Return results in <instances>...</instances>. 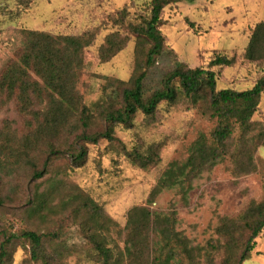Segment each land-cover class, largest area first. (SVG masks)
I'll return each instance as SVG.
<instances>
[{
    "label": "rangeland",
    "instance_id": "obj_1",
    "mask_svg": "<svg viewBox=\"0 0 264 264\" xmlns=\"http://www.w3.org/2000/svg\"><path fill=\"white\" fill-rule=\"evenodd\" d=\"M149 1L0 0V78L9 68L21 66V29L51 36H93L90 46L82 51L81 68L76 70L73 97L78 109L66 114L62 128L49 127L43 133L37 130L57 113L51 109L55 107L45 94L44 81L31 71L28 75L38 84L40 96L28 91L27 101L21 103L23 94L18 89L12 94L0 90V241L2 233L18 236L23 231H34L48 235L42 250L54 258L51 264H103L95 252H89L86 231L95 221L90 212L78 207L81 200L87 199L101 209L102 216L97 220L109 221L110 231L99 233L106 236L111 260L121 257L120 264H155L161 253L155 245L160 240L152 231L150 237L137 236L129 259L124 252L128 212L144 207L168 216L167 224L175 233L183 235L191 247L203 249L202 254L209 252V258H198L197 264H221L224 250H211L209 246L223 245L227 239L226 232L218 233L223 220L237 217L251 204L264 202V147L256 149L254 169L247 174H237L233 158L227 156L211 171L192 180L184 197L179 188H162L151 195L172 164L184 163L198 137L211 139L217 121L208 116L206 101L192 105L179 98L174 105L161 104L153 118L137 114L131 128H113L119 143L101 140L89 144L84 163L71 165L68 154L82 131L76 122L83 116L80 106L87 107L94 118L88 132L101 131V109L97 107L106 105L117 80L127 82L138 71H145V91L149 94L159 87L162 76L173 69L175 62L190 69L207 68L216 54L234 58L231 67L210 68L215 74L216 91L248 90L263 75L264 59H247L245 49L254 27L264 21V0H196L166 6L160 26L166 51L147 67L143 46L128 23L138 22L134 17L143 13V4ZM124 9V23L116 22L117 13ZM113 33L126 39V44L102 62L99 48ZM29 100L31 104L25 111L20 104H28ZM251 121L256 124L254 131L240 140L259 137L264 127L260 125L264 124V93ZM239 137L235 128L231 144ZM120 143L127 150L154 144L159 160L141 169L124 156ZM51 149H59V153L51 155ZM45 161L46 173L35 179L34 172L41 171ZM39 198L46 202L43 208L38 207ZM7 252L5 264H42L31 259L30 245L23 239H14ZM242 264H264V231L255 238Z\"/></svg>",
    "mask_w": 264,
    "mask_h": 264
},
{
    "label": "trees",
    "instance_id": "obj_2",
    "mask_svg": "<svg viewBox=\"0 0 264 264\" xmlns=\"http://www.w3.org/2000/svg\"><path fill=\"white\" fill-rule=\"evenodd\" d=\"M196 0H150L143 4V13L137 14L134 20L137 23H128L134 37L143 46L144 65H153L158 58L166 51L164 38L160 32L163 24L162 12L170 4ZM126 10L117 13V21L124 23ZM193 24L190 23V26ZM23 38L21 51V66L9 68L0 78V90L14 93L18 89L23 97L21 103L27 101L26 93L40 96L38 84L31 81L28 72L39 76L44 81L45 94L51 99L57 113L47 120L44 128L37 127L40 133L47 128H62L66 114L71 110H77V102L74 100L76 70L81 68V54L84 48L90 46L93 40L92 35L81 36H51L42 32L28 31L21 29L19 32ZM116 33L106 37L105 42L99 48V59L105 62L112 58L117 52L124 48L126 39L118 38ZM261 44H264V21L259 22L253 29L248 45L245 49V57L249 60L264 59L261 56ZM260 51V52H259ZM234 58L216 54L210 60L207 68H187L184 64L175 62L172 70L162 76L159 87L149 94L145 91V71H138L127 82L117 80L115 90L110 94L105 106L100 108L99 119L102 121L103 129L93 133L88 130L93 126L94 118L89 114L88 108L80 106V114L76 122H79L82 131L76 135V146L68 154L71 165L81 166L87 156V145H95L101 140L110 143H119L115 137L113 128L121 126L131 128L135 116L142 114L144 117L153 118L161 104L174 105L179 98H185L190 104L195 105L206 101L207 114L216 119L217 126L214 129L211 139L198 137L188 149V157L182 164H172L152 194L158 193L162 188H179L183 197L192 180H196L205 171H211L214 166L221 164L225 157L232 159L233 164L238 168L237 174H247L254 169V153L258 147H264V127L258 132L259 137H253L244 141L240 140L252 133L255 125L251 118L257 110L261 95L264 93V72L254 85L244 91L232 89H221L216 91V79L211 67H231ZM80 66V68H79ZM54 95L57 96L54 97ZM25 98V99H24ZM20 104L25 111L30 105ZM57 110V111H56ZM264 126V124H260ZM235 128L239 130L240 137L232 145V138ZM121 145V143L119 144ZM124 156L135 166L141 169H148L154 166L159 160L158 150L155 145H148L146 148L133 147L127 150L123 145ZM59 153V149L50 150V154ZM0 158L2 155L0 153ZM3 159H6L5 157ZM48 161L43 164L41 171H35L33 176L40 179L46 173ZM38 207L43 208L46 204L44 199L39 198ZM0 206L2 201L0 200ZM79 210L85 209L90 212L95 222H90L89 231H86L89 241V252L97 254L103 264H120L121 257L111 260L110 250L106 248V236L100 233H108L109 221H99L102 216L101 209L93 202L84 199L78 204ZM83 211H81L83 213ZM169 217L166 215L151 213L147 208H133L128 212L124 252L129 259L133 254V248L137 245L136 238L144 234L150 237L152 233L160 241L155 246L159 248V256L155 264H197V259L209 258V252L203 254L200 247L193 248L188 240L180 233H175L173 226L168 225ZM87 223V222H84ZM163 223V224H162ZM111 224V223H110ZM92 229V230H91ZM152 231V233L150 232ZM264 231V202L251 204L235 218L223 220L218 233L226 232L223 245H210L211 250H224L225 256L221 264H242L249 256L254 246V240ZM100 232V233H99ZM2 233L0 241V263L5 264L8 247L14 239L28 242L30 255L33 261L42 264H51L53 257L46 256L43 249V239L47 234H38L34 231H23L17 235H6ZM105 235V234H104ZM149 264H153L152 262Z\"/></svg>",
    "mask_w": 264,
    "mask_h": 264
}]
</instances>
